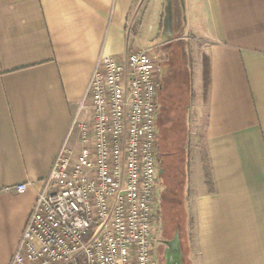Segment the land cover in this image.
Listing matches in <instances>:
<instances>
[{
  "label": "crops",
  "instance_id": "1",
  "mask_svg": "<svg viewBox=\"0 0 264 264\" xmlns=\"http://www.w3.org/2000/svg\"><path fill=\"white\" fill-rule=\"evenodd\" d=\"M176 40L191 61L182 145L190 264H264V0H0V186L10 187L0 192V264L37 182L63 147L78 146L74 117L98 57ZM164 75L159 63V85ZM20 183H29L22 193Z\"/></svg>",
  "mask_w": 264,
  "mask_h": 264
},
{
  "label": "built area",
  "instance_id": "2",
  "mask_svg": "<svg viewBox=\"0 0 264 264\" xmlns=\"http://www.w3.org/2000/svg\"><path fill=\"white\" fill-rule=\"evenodd\" d=\"M158 76L150 48L98 57L74 117L78 152L63 147L37 182L9 264H156Z\"/></svg>",
  "mask_w": 264,
  "mask_h": 264
},
{
  "label": "rangeland",
  "instance_id": "3",
  "mask_svg": "<svg viewBox=\"0 0 264 264\" xmlns=\"http://www.w3.org/2000/svg\"><path fill=\"white\" fill-rule=\"evenodd\" d=\"M164 16L163 12L162 18ZM130 28L134 30L133 27ZM172 38L173 36L164 34L160 40L168 39L170 42ZM151 45L153 42L149 43V46ZM153 50L165 74L161 77V91L158 96V103L164 106L159 110L158 115L160 132L157 139V158L160 183L155 201L158 224L155 249L159 259L156 264H162L160 257L164 251L163 247H166L164 241L171 240L175 232L184 250L183 264H190L192 256L191 259L188 258V245L191 248L193 243V221L185 177L187 169L184 166L185 162L187 163V151L185 152L182 145L186 132L184 121H186L185 111L188 97L183 83H187L189 79L191 61L188 50L182 49L180 40ZM74 147L72 148L73 153L78 152V146Z\"/></svg>",
  "mask_w": 264,
  "mask_h": 264
},
{
  "label": "water",
  "instance_id": "4",
  "mask_svg": "<svg viewBox=\"0 0 264 264\" xmlns=\"http://www.w3.org/2000/svg\"><path fill=\"white\" fill-rule=\"evenodd\" d=\"M164 243L166 244V247L163 251V264H183L178 234L175 232L173 238L171 240L164 241ZM172 248H174V252L168 254L167 252Z\"/></svg>",
  "mask_w": 264,
  "mask_h": 264
},
{
  "label": "trees",
  "instance_id": "5",
  "mask_svg": "<svg viewBox=\"0 0 264 264\" xmlns=\"http://www.w3.org/2000/svg\"><path fill=\"white\" fill-rule=\"evenodd\" d=\"M203 82H204V89L206 90L207 86H208V83H209V67H208V62H207L206 58H204V63H203ZM159 86H161V85H159ZM156 104H157V116H158L160 108L158 107L157 99H156ZM157 119H158V117H157ZM205 178H206L207 186L211 190L212 189V183H211L210 175H209L208 172H206ZM179 245H180L181 252L183 251L182 252V262H183L184 261L183 260V258H184V250H183V248H181L180 241H179ZM163 248H165V247H163ZM157 254H158V252H157V250H155L156 260L159 259V257H157ZM160 259H161V263L163 264L164 263L163 254L161 255Z\"/></svg>",
  "mask_w": 264,
  "mask_h": 264
},
{
  "label": "bare ground",
  "instance_id": "6",
  "mask_svg": "<svg viewBox=\"0 0 264 264\" xmlns=\"http://www.w3.org/2000/svg\"><path fill=\"white\" fill-rule=\"evenodd\" d=\"M173 249H174V248L170 249L167 253H168V254L173 253V252H174Z\"/></svg>",
  "mask_w": 264,
  "mask_h": 264
},
{
  "label": "flooded vegetation",
  "instance_id": "7",
  "mask_svg": "<svg viewBox=\"0 0 264 264\" xmlns=\"http://www.w3.org/2000/svg\"><path fill=\"white\" fill-rule=\"evenodd\" d=\"M162 244V243H161Z\"/></svg>",
  "mask_w": 264,
  "mask_h": 264
}]
</instances>
